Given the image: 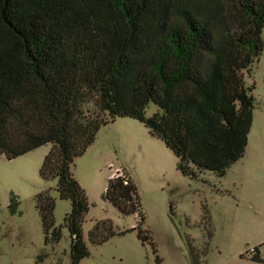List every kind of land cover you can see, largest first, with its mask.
I'll return each instance as SVG.
<instances>
[{"label":"trees","instance_id":"1","mask_svg":"<svg viewBox=\"0 0 264 264\" xmlns=\"http://www.w3.org/2000/svg\"><path fill=\"white\" fill-rule=\"evenodd\" d=\"M263 27L264 0H0V155L11 160L49 145L38 174L70 202V264L89 255V202L74 160L102 125L120 117L142 123L190 179H221L243 156L255 108L244 78L262 52ZM149 104L156 110L147 116ZM104 198L138 221L124 231L95 221L91 244L135 229L147 238L125 169L108 177ZM34 204L44 243L59 241L48 190ZM17 206L11 193L9 211ZM251 261L264 262L257 247Z\"/></svg>","mask_w":264,"mask_h":264},{"label":"rangeland","instance_id":"2","mask_svg":"<svg viewBox=\"0 0 264 264\" xmlns=\"http://www.w3.org/2000/svg\"><path fill=\"white\" fill-rule=\"evenodd\" d=\"M261 38L262 52L244 78L258 101L264 99V27ZM155 110L149 104L146 115ZM252 120L245 154L222 179L209 172L196 179L183 176L173 153L137 120L120 117L102 125L72 170L89 202L82 224L89 255L79 264H264L244 254L257 247L264 259V105ZM48 150L44 145L11 160L0 155V264H70L63 222L70 202L59 199L55 180L38 174ZM122 169L137 187L147 238H138L135 229L93 245L87 233L95 221L109 219L118 231L138 221L104 198L108 177ZM45 190L54 201V225L61 229L59 241L46 244L34 204V196ZM11 193L18 201L14 213L8 209Z\"/></svg>","mask_w":264,"mask_h":264},{"label":"crops","instance_id":"3","mask_svg":"<svg viewBox=\"0 0 264 264\" xmlns=\"http://www.w3.org/2000/svg\"><path fill=\"white\" fill-rule=\"evenodd\" d=\"M252 92H254V88H253V91ZM253 95V94H252ZM253 98H254V100H255V108H254V110H253V112L256 110V109H261V107L264 105V99H263V101L260 99L259 101H258V99L255 97V96H253ZM252 119H253V114H252ZM253 121V120H252ZM251 125H252V122H251ZM251 128V127H250ZM249 133H250V130H249ZM249 135V134H248ZM247 145H248V137H247ZM247 145H246V148H247ZM246 148H245V151H246ZM244 154H245V152H244ZM243 154V155H244ZM226 175V174H225ZM223 178V177H222ZM221 178V179H222ZM241 255V254H240ZM239 255V256H240Z\"/></svg>","mask_w":264,"mask_h":264},{"label":"built area","instance_id":"4","mask_svg":"<svg viewBox=\"0 0 264 264\" xmlns=\"http://www.w3.org/2000/svg\"><path fill=\"white\" fill-rule=\"evenodd\" d=\"M254 253V247H249L245 252L244 254L247 255V257L250 255H253Z\"/></svg>","mask_w":264,"mask_h":264}]
</instances>
